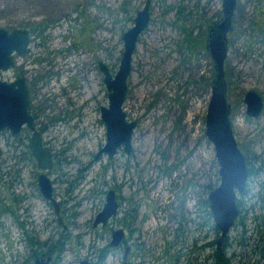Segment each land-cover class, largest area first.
<instances>
[{
    "label": "rangeland",
    "instance_id": "rangeland-1",
    "mask_svg": "<svg viewBox=\"0 0 264 264\" xmlns=\"http://www.w3.org/2000/svg\"><path fill=\"white\" fill-rule=\"evenodd\" d=\"M146 1L0 0V28L25 29L30 37L27 52L0 80L26 81L29 112L53 156L46 174L63 222L59 227L39 193L30 132L0 133V264H24L35 250L44 256L47 242L61 249L49 256L51 264H124L125 246H109L118 229L128 233V246L139 245L129 264L212 263L219 233L203 202L220 184L205 136L213 63L197 44H206L209 27L222 19V0H149V25L137 40L123 105L136 123L132 152L93 162L106 142L100 108L108 105L98 63L116 74L123 34ZM227 41L232 130L251 176L237 195L239 216L224 242L225 258L264 264V0H237ZM249 92L263 102L255 119L246 114ZM110 190L118 213L93 228ZM19 225L45 246L31 248Z\"/></svg>",
    "mask_w": 264,
    "mask_h": 264
},
{
    "label": "water",
    "instance_id": "water-1",
    "mask_svg": "<svg viewBox=\"0 0 264 264\" xmlns=\"http://www.w3.org/2000/svg\"><path fill=\"white\" fill-rule=\"evenodd\" d=\"M149 0L137 13L134 25L123 34V54L118 71L113 76L109 69L99 63L103 83L107 91V107L100 108V119L105 127V145L94 156L93 162L102 156L112 160L119 150L126 155L132 152V136L136 123L129 122L123 111L128 91V79L131 73V61L139 36L149 25ZM237 0H222V19L212 24L207 31L206 50L213 63V76L210 97L205 118V136L213 146L219 170L220 184L208 195L209 212L214 228L219 233L216 250L222 247L230 230L239 216L237 195L242 194L249 179L247 162L241 153L233 135L231 107L227 101L225 63L228 54V33L232 29V20ZM30 44L28 31L0 28V75L15 67V57L23 56ZM246 114L249 118H258L263 111V102L254 92L244 97ZM29 90L24 78L13 81L0 80V133L9 132L14 138L25 130L30 132L28 149L36 162L40 174L37 178L38 190L43 200L49 203L57 217L59 227L63 226L60 207L54 198L53 187L47 172L53 168L50 150L43 144L36 128L35 120L29 112ZM119 204L113 190L107 192L102 210L96 215L92 227L106 226L116 217ZM123 238L121 230L112 233L109 246L117 248ZM50 257L41 258L35 264H48ZM79 264H92L86 260Z\"/></svg>",
    "mask_w": 264,
    "mask_h": 264
},
{
    "label": "trees",
    "instance_id": "trees-1",
    "mask_svg": "<svg viewBox=\"0 0 264 264\" xmlns=\"http://www.w3.org/2000/svg\"><path fill=\"white\" fill-rule=\"evenodd\" d=\"M190 42H193L194 43V41H190ZM197 45L199 47L198 50H200V52H204V53L208 54L207 53V50H206V44H205V42L204 43L201 42L200 44H197ZM211 81H212V77L207 80V86L209 88L211 86ZM203 206H204V208L209 209V203H208V200L207 199L203 202ZM3 210L5 212L9 211L7 208H3ZM9 213H11V211ZM11 215H13L14 217H16V215L13 212L11 213ZM19 227L22 229V232H23L22 235L24 236V238L26 239L28 245L31 248L34 247V246H37V245H39V248H40V246H41V248L45 246V243L40 244V243H38L36 241L34 242V240H37V239L31 238V236L28 235V232L25 231V230H23L24 229V226L23 225H19ZM261 239L263 240V237H261ZM242 245H244V243H242ZM213 246L214 245L212 243L210 245V247H213ZM226 247L227 246H225V245L222 247V252H218L216 249L214 250V255L211 256V259H212V263L211 264H230L229 263L230 260H227L225 258V250L227 249ZM60 250H61L60 247H59V249H57V248H55L53 246H50L49 243L47 242L46 243V250H45V253L46 254L44 253V256H50L53 253L56 254ZM37 256H38V254H37V251L35 250V252H32V256L29 257L28 261H26V263H24V264H28L31 260H33ZM101 259H102V257H101Z\"/></svg>",
    "mask_w": 264,
    "mask_h": 264
},
{
    "label": "flooded vegetation",
    "instance_id": "flooded-vegetation-1",
    "mask_svg": "<svg viewBox=\"0 0 264 264\" xmlns=\"http://www.w3.org/2000/svg\"><path fill=\"white\" fill-rule=\"evenodd\" d=\"M30 45V44H29ZM29 47V46H28ZM28 50V49H27ZM16 58L17 57H15V66H16ZM15 68V67H14ZM14 68L12 69V70H14ZM98 68H99V63H98ZM17 78H19L18 76L15 78V79H17ZM34 118V117H33ZM34 120H35V118H34ZM52 158H53V156H52ZM247 169H248V167H247ZM263 168H262V166L259 168V172L256 174V176L258 175V176H260L261 175V173H262V170ZM264 172V171H263ZM248 174H249V177L251 176L250 175V173H249V170H248ZM263 178V177H262ZM261 192H262V190L260 189V194H261ZM115 197H116V195H115ZM116 200H117V198H116ZM118 202V201H117ZM119 204V203H118ZM134 218L136 219V217H131V223H133V220H134ZM102 227H104V226H102ZM126 228H128L129 230H130V232H132V228H130V226L128 225V223H126ZM125 228V229H126ZM118 230H121V229H118ZM122 232H123V238H122V241H121V243H120V245L117 247V248H119L120 246H125L124 247V249H122V261H123V263L124 264H129L128 263V259H129V256H135L136 255V249H138L139 247V245H137V244H135V245H129L128 246V244H127V235H128V233L126 232V230H125V232L123 231V230H121ZM178 232H180V235H182V234H184V236H186L187 235V233H186V231H184V233H182V230L181 229H179V231ZM127 234V235H126ZM111 237H112V235H111ZM186 238H184V240H185ZM133 246H134V253L132 254V249L131 248H133ZM114 249H116V248H114ZM49 256H43V255H41L40 257H37V258H35V260H34V264H35V261H37V260H40L41 258H43L44 260L45 259H47ZM51 261H52V259H50V262L48 263V264H51Z\"/></svg>",
    "mask_w": 264,
    "mask_h": 264
}]
</instances>
